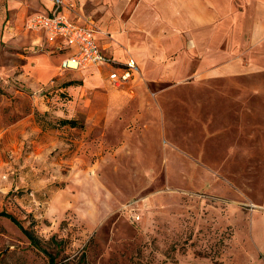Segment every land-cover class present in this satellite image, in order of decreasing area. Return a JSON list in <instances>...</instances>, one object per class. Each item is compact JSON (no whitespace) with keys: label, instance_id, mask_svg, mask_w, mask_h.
<instances>
[{"label":"rangeland","instance_id":"obj_1","mask_svg":"<svg viewBox=\"0 0 264 264\" xmlns=\"http://www.w3.org/2000/svg\"><path fill=\"white\" fill-rule=\"evenodd\" d=\"M46 3L0 0V264H264V68L64 70Z\"/></svg>","mask_w":264,"mask_h":264},{"label":"crops","instance_id":"obj_2","mask_svg":"<svg viewBox=\"0 0 264 264\" xmlns=\"http://www.w3.org/2000/svg\"><path fill=\"white\" fill-rule=\"evenodd\" d=\"M62 1L77 5L68 12L80 22L73 23L92 27L95 19L94 38L101 51L120 64L134 60L138 70L122 84L233 76L264 68V0ZM52 9L47 0L39 12ZM44 36L62 52L61 61L72 53L59 37ZM43 70H36L38 76ZM67 70L95 71L109 82L110 71L120 72L112 66Z\"/></svg>","mask_w":264,"mask_h":264},{"label":"built area","instance_id":"obj_3","mask_svg":"<svg viewBox=\"0 0 264 264\" xmlns=\"http://www.w3.org/2000/svg\"><path fill=\"white\" fill-rule=\"evenodd\" d=\"M49 13H35L28 21L30 29L42 30L49 38L59 37L72 53L61 61L62 69H101L106 66L119 67L120 72L110 71L108 78L116 85L128 81L133 71L138 70L134 60L120 64L106 55L95 42L94 28L73 23L61 14V0H52Z\"/></svg>","mask_w":264,"mask_h":264},{"label":"trees","instance_id":"obj_4","mask_svg":"<svg viewBox=\"0 0 264 264\" xmlns=\"http://www.w3.org/2000/svg\"><path fill=\"white\" fill-rule=\"evenodd\" d=\"M65 122L73 123L72 120H66ZM0 215H2V216H7V217H9L11 220L14 221L13 217H10V215H9L8 213L4 212V211H0ZM15 222H16V221H15ZM24 233H25L26 236L30 239L31 242H33L34 244H36V242H37V241H36V238H35V236H34L32 233H30V232L27 231V230H24Z\"/></svg>","mask_w":264,"mask_h":264}]
</instances>
